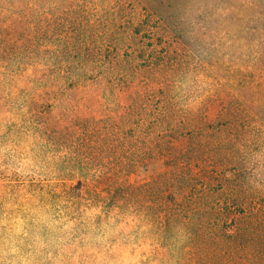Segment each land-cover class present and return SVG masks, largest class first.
<instances>
[{"label":"rangeland","instance_id":"374dc122","mask_svg":"<svg viewBox=\"0 0 264 264\" xmlns=\"http://www.w3.org/2000/svg\"><path fill=\"white\" fill-rule=\"evenodd\" d=\"M24 2L0 11V264H264V8Z\"/></svg>","mask_w":264,"mask_h":264},{"label":"trees","instance_id":"16d2710c","mask_svg":"<svg viewBox=\"0 0 264 264\" xmlns=\"http://www.w3.org/2000/svg\"><path fill=\"white\" fill-rule=\"evenodd\" d=\"M236 3L239 8H264V0H236ZM24 0H0V11H5L8 7L14 6L17 9L22 8L24 6ZM63 79H74V76L64 77ZM117 194L122 195L123 190L119 189L116 191Z\"/></svg>","mask_w":264,"mask_h":264}]
</instances>
